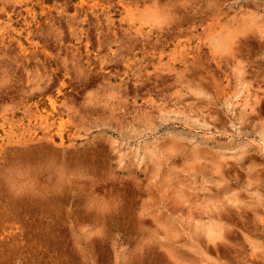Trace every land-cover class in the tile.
<instances>
[{"label": "rangeland", "instance_id": "obj_1", "mask_svg": "<svg viewBox=\"0 0 264 264\" xmlns=\"http://www.w3.org/2000/svg\"><path fill=\"white\" fill-rule=\"evenodd\" d=\"M0 264H264V0H0Z\"/></svg>", "mask_w": 264, "mask_h": 264}, {"label": "bare ground", "instance_id": "obj_2", "mask_svg": "<svg viewBox=\"0 0 264 264\" xmlns=\"http://www.w3.org/2000/svg\"><path fill=\"white\" fill-rule=\"evenodd\" d=\"M134 40V39H133ZM55 86V85H54ZM52 87V85L50 86ZM53 109V106L51 107ZM54 110V109H53ZM158 165V164H157ZM156 166V165H155ZM157 167V166H156ZM159 167V166H158ZM156 170V169H155ZM175 190V189H174ZM177 192V191H176ZM178 193V192H177ZM143 211V210H142ZM139 214H140V211H139Z\"/></svg>", "mask_w": 264, "mask_h": 264}]
</instances>
